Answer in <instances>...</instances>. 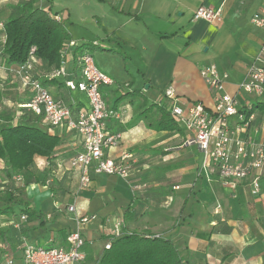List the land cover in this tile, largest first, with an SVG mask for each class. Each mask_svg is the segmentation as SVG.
<instances>
[{
  "label": "crops",
  "instance_id": "crops-1",
  "mask_svg": "<svg viewBox=\"0 0 264 264\" xmlns=\"http://www.w3.org/2000/svg\"><path fill=\"white\" fill-rule=\"evenodd\" d=\"M20 1L0 0V25ZM36 2L42 9L43 0ZM201 5L221 9V22L194 21L193 13ZM263 9L264 0H69L62 15L52 13L72 21L66 28L74 46L65 49L64 76L51 81L36 68L34 77L47 80L45 87L73 113L87 109L85 95L69 91L65 81L78 77L77 56L90 53L97 68L112 79L101 89L107 106L121 113L120 121H109L106 127L121 139L105 154L118 160L121 153H129L135 165L127 180L89 171L90 183L80 189L79 173L69 168V160L81 151V140L38 118L39 129L59 140L50 158H34L36 178L48 176L44 184L22 189L42 224L27 219L15 232L7 226L20 216L19 208L9 217L0 216V264L9 259L22 264L26 244L66 247L67 235L76 228L75 216L66 210L70 205L78 216H97L81 231L85 264H96L107 232L121 221V231L169 239L186 264H264V170L257 196L250 194L247 182L232 191L220 184L215 171H200L201 152L185 145L186 131L163 97L171 87L181 107L200 103L210 110L212 95L200 76L208 65L227 75L224 89L235 95L264 41V32L251 22ZM2 67L0 90L5 83L14 87L10 95L0 93L4 108H22L30 90L17 65L5 67L2 61ZM250 101L258 125L264 118V98ZM161 107L180 132L155 128ZM2 169L0 160V175ZM8 182L22 187L20 178ZM130 185L139 190L132 191Z\"/></svg>",
  "mask_w": 264,
  "mask_h": 264
},
{
  "label": "built area",
  "instance_id": "built-area-1",
  "mask_svg": "<svg viewBox=\"0 0 264 264\" xmlns=\"http://www.w3.org/2000/svg\"><path fill=\"white\" fill-rule=\"evenodd\" d=\"M221 9L199 6L193 13L194 21L207 23L221 22ZM58 18V17H57ZM252 24L264 32V9L254 15ZM2 27V24L0 25ZM4 40V39H3ZM74 46L72 42L67 44ZM65 49L62 57L65 56ZM34 52L32 48L30 54ZM64 60L60 69L47 77L54 79L64 76ZM78 77L65 81L69 91L85 95L87 109L72 112L63 102L54 98L48 88L34 77V61L18 66L17 73L24 87L30 90V99L23 106L26 111L40 118L50 128H60L74 133L81 140V151L69 160V168L79 173V188L85 189L89 183V171L96 175H107L127 180L134 169L135 159L129 153H121L118 160L108 158L106 149L114 148L121 139L120 133L106 131L109 121H120L121 113L107 106L101 89L112 84V79L96 66L90 53L82 52L76 58ZM0 71L2 53L0 50ZM200 76L210 91L213 106L207 110L200 103L183 108L176 103L174 91L168 87L163 97L171 102L170 113L177 119L187 134L185 145H195L201 152L200 171L216 172L220 184L232 191L247 182L250 194L259 195V180L264 170V118L255 125L253 103L250 99L264 98V41L249 67L245 79L237 85L235 95L224 89L226 74H220L214 65L201 69ZM235 120V121H234ZM132 191L139 190L130 185ZM174 189H177L175 187ZM67 212L75 216L76 228L66 237V247H35L26 244L23 249L22 264H85L83 250L85 239L82 229L97 219L96 215L78 216L74 205ZM27 217L21 214L11 221L14 229H19ZM121 223L117 222L107 232L103 250L110 248L111 242L121 236ZM12 264V259L7 261Z\"/></svg>",
  "mask_w": 264,
  "mask_h": 264
},
{
  "label": "trees",
  "instance_id": "trees-1",
  "mask_svg": "<svg viewBox=\"0 0 264 264\" xmlns=\"http://www.w3.org/2000/svg\"><path fill=\"white\" fill-rule=\"evenodd\" d=\"M11 10L10 17L1 27L4 40L0 42V50L5 67L22 66L30 59L34 61V70L37 68L43 75L48 76L60 69L62 51L71 41L65 22L50 10L39 8L36 0H21L11 6ZM32 48L34 52L30 54ZM40 81L44 86L48 83L47 80ZM161 111L160 122L155 128L180 132L181 128L176 126L164 107H161ZM16 115L11 111H0L1 173L8 180L20 178L22 187L0 182V216L9 217L18 207L19 215L24 214L28 220H37L42 224L40 214L28 207L30 200L22 189L38 182L33 171L34 158H50L59 140L39 129L38 118L30 116L25 108H20ZM7 228L17 232L21 226L14 229L9 222ZM96 264L186 263L169 239L150 232L138 234L122 231L108 250H102Z\"/></svg>",
  "mask_w": 264,
  "mask_h": 264
},
{
  "label": "rangeland",
  "instance_id": "rangeland-1",
  "mask_svg": "<svg viewBox=\"0 0 264 264\" xmlns=\"http://www.w3.org/2000/svg\"><path fill=\"white\" fill-rule=\"evenodd\" d=\"M43 2H44V5L42 6V9L50 10V12L53 14H61L62 15V13L64 12V10H65L68 2H69V0H43ZM71 24H72V21L65 22V28L67 25H71ZM66 30H67V28H66ZM3 89L4 90H0V93H7L8 95H10L9 93H12L14 87L12 84L9 85V84L5 83L3 85ZM6 98H8V97H6ZM6 100H8V99H6ZM11 103L13 104V102H11ZM4 104H5V101L3 99L2 100L0 99V111L1 110H7V111H11L12 113H14L16 115V113L20 109V108L17 109L15 107L11 106L10 104H9L10 106H5L7 108H4ZM1 175H0V182L5 181L6 178L4 176H1ZM47 178H48L47 175L39 176L37 181L42 182L41 184H44V182L47 180ZM6 181H7L8 185H11V184H9L10 182H8V180H6ZM216 208H220L219 205H217Z\"/></svg>",
  "mask_w": 264,
  "mask_h": 264
}]
</instances>
